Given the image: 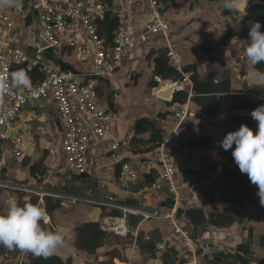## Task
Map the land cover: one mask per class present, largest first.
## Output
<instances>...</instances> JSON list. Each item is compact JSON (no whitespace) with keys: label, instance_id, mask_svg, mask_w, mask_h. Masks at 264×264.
<instances>
[{"label":"crops","instance_id":"0c3cea01","mask_svg":"<svg viewBox=\"0 0 264 264\" xmlns=\"http://www.w3.org/2000/svg\"><path fill=\"white\" fill-rule=\"evenodd\" d=\"M26 2L18 0V6L11 7L0 5V33L9 34L2 32L5 16L26 25ZM262 3L263 0H251L247 7ZM157 12L170 20L169 30L134 43L127 52L125 65L112 78L96 79L99 98L109 106L112 114V135L123 138L128 131L134 133L128 149L121 151L115 159L104 161L100 157L103 148L97 145L91 152L89 174L72 176L65 173L61 156L63 131L51 104L24 109L10 128L8 140L0 141V214L7 211L10 198L19 199V193L37 197L33 204L42 208L44 196L62 203L64 200L66 213L53 211L51 217L47 215L46 222H42V227L62 233L68 249L74 247L77 226L99 222L106 231L107 223L113 224L114 219L124 221L125 232L106 231L105 246L97 250V257L91 255L95 257L93 262L85 260L87 253H83L75 259V264H109V260L118 259L120 255L127 264H163L159 255L152 259L133 245L136 241L145 244L144 240L148 238L157 240L156 249L160 253L167 246L177 250L174 245L178 241L173 235V227L164 220L166 212L160 211L171 209L173 199L165 192L153 193L149 189L157 178L156 172L142 174L134 182L122 180L120 168L124 161L147 159L163 142H167L166 150L173 155L178 178L185 185V198L180 204L196 206L200 204V191L220 177L223 171H232L236 165L234 161H226L216 171L196 177L190 171L204 167L201 164V157L206 154L203 149L218 150L223 136L241 124L250 127L254 134L256 131L257 122L247 123L245 120L251 118L253 109L264 103V81L255 79V70L248 64L246 41L239 37L226 39L228 30H233L241 21L246 22V12L233 15L222 8V0H159ZM126 14L129 32L138 39L152 16L135 10ZM28 40H20L15 46L33 55L34 50L29 47ZM170 51L179 56L178 64L169 59ZM43 57L60 70L78 72L80 69L76 59H72L71 49H46ZM156 65L163 75L155 73ZM17 70H23L30 83L27 87H15L11 80L15 89L24 90L39 82L26 65H13L11 73ZM185 74L189 76L187 83L182 81ZM194 77L199 84L211 83V86L198 85L197 94L209 92L207 89L210 87L220 89L217 94L220 109L213 115L202 113V116L192 115L187 120L178 121L175 111L186 106L187 101L195 105L191 102L196 95L192 89ZM226 87L229 90H224ZM181 90L188 95L186 102H172L174 94ZM236 94L243 95L244 100H235L239 108L232 109ZM201 105L212 109L205 100ZM139 122L141 124L137 126ZM46 125L49 133L40 136L37 130ZM155 135L161 140L150 139ZM17 137L22 141L20 158L13 154ZM108 142L107 136L103 143ZM226 159L222 157L221 160ZM42 161L43 167H47L46 175L34 171L35 164ZM108 176H111L110 180H107ZM100 182L106 186L101 188ZM71 199H76L77 203L72 204ZM24 202L27 201L21 204ZM201 208L206 218L198 229L201 234L215 230L220 241L227 242L235 250L240 245L248 246L253 256L244 262L227 252L208 253L197 245L193 250L201 264H259L264 259V248L259 243V238L264 235V222L257 221L255 207L248 204L240 208L236 204L215 202ZM226 209L231 210L229 217L232 223L219 226L209 222L211 216ZM112 211L123 216L113 218L110 216ZM127 215H132L134 221L140 218V223L129 225ZM111 251L112 256L103 255ZM27 253L30 252L0 248V264H27ZM53 255L65 260L68 252L60 247ZM190 255L189 251H179L177 264H193Z\"/></svg>","mask_w":264,"mask_h":264},{"label":"built area","instance_id":"2783aa9c","mask_svg":"<svg viewBox=\"0 0 264 264\" xmlns=\"http://www.w3.org/2000/svg\"><path fill=\"white\" fill-rule=\"evenodd\" d=\"M29 1L31 8L37 12V22L42 37L49 44L48 49H71L80 69L72 72L54 68L44 59V50L29 55L21 47L15 46L20 40L29 39L32 27L3 17L2 32L9 34L0 33V141L8 140L10 128L24 109L51 104L63 131V170L72 176H83L89 174L91 152L95 146H102V160H113L121 151L128 149L134 139L133 131H128L123 138L112 135V114L109 106L99 98L96 79L112 78L125 65L127 52L134 43L148 36L165 34L171 22L158 14L159 0H113L111 7L103 0ZM80 4L82 7H79ZM128 8L152 16L138 39L131 36L127 26ZM108 11L117 14L120 19L111 46H106L104 39L97 34V24ZM168 57L178 64L180 58L176 53L170 51ZM18 64L38 70L43 74L42 80L24 90L15 89L11 82V68ZM188 79L187 74L183 75L184 83ZM192 115L202 116V112L189 109L186 105L174 113L178 121L187 120ZM37 131L44 136L49 133V127L46 125ZM107 136L109 142L104 144ZM21 142L18 137L14 142L13 154L16 158L21 157ZM166 143L163 142L150 159L124 161L120 168L121 179L134 182L142 174L156 172L157 178L149 189L153 193L165 192L173 199L171 209L160 211L166 212L164 220L173 227V235L178 241L174 245L176 251H189L193 264H201L193 250L197 245L208 253L227 252L236 257L235 249L227 242L220 241L214 233L216 231L193 239L188 230L176 225L174 215L176 207L185 198V185L180 183L178 169L173 155L166 150ZM110 179L111 176H108L107 180ZM99 186L104 188L106 184L100 182ZM70 202L76 204L77 200L71 199ZM60 204L64 206L65 201H60ZM106 231L121 234L125 232V223L114 219L113 224L107 223Z\"/></svg>","mask_w":264,"mask_h":264},{"label":"trees","instance_id":"16d2710c","mask_svg":"<svg viewBox=\"0 0 264 264\" xmlns=\"http://www.w3.org/2000/svg\"><path fill=\"white\" fill-rule=\"evenodd\" d=\"M108 6L113 5V0H103ZM27 6L25 9L28 12L26 17V25L31 26L33 23L34 18L36 17L35 14L37 13L31 8V3L29 0L26 2ZM129 7V6H128ZM131 10L128 8V11ZM126 19L128 17L126 16ZM258 21L261 24V31H264V0L262 4H255L247 7L246 9V22L241 21L239 24L233 29L228 30L226 33V39L230 40L233 37H239L241 39L248 38L249 26L251 22ZM120 24V19L117 14H114L112 11H108L104 14L102 20H100L97 24V34L98 37L104 39L106 46L112 45V40L114 36V32L117 30ZM247 43V41H246ZM72 59L75 60V54L72 52ZM25 66V65H24ZM257 70L264 71V63L258 64L255 66ZM36 77H38L39 81L42 80L43 74H41L38 70L32 69L31 70ZM155 73L159 75H163L162 72L158 70L156 65ZM198 85H208L211 86V83L208 84H199L197 79L194 77L192 79V89L194 93L198 91ZM209 92H200L199 94L191 98V102L195 105L189 103L187 101V106L189 109L200 111L205 115H213L214 113L218 112L220 109V105L217 102V94L219 93L218 87H210L207 89ZM224 90H229V87H226ZM201 95V96H199ZM204 97V98H203ZM188 98L187 93L184 91H179L174 94L172 102H179L181 104L185 103ZM205 100L206 105H212V109L207 108L206 106H202L201 102ZM235 100H244V96L236 94L233 96V106L232 109L239 108L237 104H235ZM248 104L247 102H245ZM264 104V103H262ZM247 123L256 122L252 118L245 120ZM141 122L137 124L139 126ZM138 133V130H137ZM156 133H159V130H156ZM156 136V135H155ZM152 136L150 139L160 141L161 137ZM157 150V149H156ZM206 154L201 157V164L204 167H201L199 170H191L190 172L195 175L196 177H202L205 173H211L216 171L220 166L221 163L226 161H234L231 155V150L224 151L222 148L211 152L212 150L203 149ZM153 156V155H152ZM151 156V157H152ZM151 157L147 158L150 159ZM222 157H226L227 159L221 160ZM145 160V159H144ZM43 161L36 164L34 166V171L36 173H40L41 175H46L47 167H43ZM257 188L253 185L250 180L248 179L246 174H242L237 165H235L232 171H223L220 177L212 181L210 184L205 186L199 193L200 195V204L196 206H184L181 204L176 207V212L174 215L175 223L177 226L188 230L191 234V237L194 239L201 234L199 227L201 224L206 220L204 212L201 207L219 202V203H229V204H236L240 208H244L246 205H252L256 209V219L259 222H264V206H261L259 203V198L256 195ZM19 201H27V202H37V197L34 196H25L23 194H18ZM43 208L46 210L48 217H51L53 211L59 210L61 213H66V209L60 204L59 201H55L48 196L43 197ZM231 210L226 209L223 213L213 215L209 218V222L212 224H216L219 226L228 225L232 223V218L229 217ZM110 216L113 218H121L123 215L118 211L110 212ZM183 218V220L181 219ZM126 218L129 220V225H136L140 223V218H135L132 215H127ZM50 226V225H49ZM52 228L49 227V230ZM215 231V230H212ZM207 232H211L210 230ZM75 243L73 249H67L68 257L63 260L59 256L51 255L48 258L43 257H36L31 253L26 254V262L27 264H75V259L78 258L83 253H87L89 255H95L97 257V250L105 246V240L107 237V233L103 230L100 226L99 222H91L85 223L75 228ZM145 244L139 243V241L133 245L137 246V250L140 253L144 252L147 254V257L152 259L159 257L163 264H177L178 259L177 255L178 252L171 246H167L165 251L160 253L156 249L157 240L153 238H148L144 240ZM139 243V244H138ZM260 246L264 248V235L259 238ZM121 246L125 247L124 244H120ZM117 251V250H114ZM236 257L241 261L248 262L247 259L239 256V254H250L248 250V246H238L236 248ZM105 256H112L111 252H104ZM109 264H127L126 260L122 258L120 255L118 259L109 260ZM259 264H264V259L259 261Z\"/></svg>","mask_w":264,"mask_h":264},{"label":"clouds","instance_id":"9594fccd","mask_svg":"<svg viewBox=\"0 0 264 264\" xmlns=\"http://www.w3.org/2000/svg\"><path fill=\"white\" fill-rule=\"evenodd\" d=\"M0 5L18 6V0H0ZM247 5L248 0H222V8L233 15L246 12ZM246 41L248 64L255 70V79L264 81V71L255 69L256 65L264 63V31H261L260 22L250 23ZM11 80L15 87H27L30 83L23 70L12 72ZM250 116L257 122L255 134L250 127L241 124L238 129L226 133L219 146L224 151L231 150L234 163L256 186L259 203L264 206V104L253 109ZM46 220V210L39 204H21L18 198H10L7 211L0 214V248L30 252L45 259L60 247L67 250L69 246L62 233L42 227Z\"/></svg>","mask_w":264,"mask_h":264},{"label":"water","instance_id":"95a60500","mask_svg":"<svg viewBox=\"0 0 264 264\" xmlns=\"http://www.w3.org/2000/svg\"><path fill=\"white\" fill-rule=\"evenodd\" d=\"M251 2V0H248V4ZM248 6V5H247ZM79 7H82L80 4ZM35 18L33 20L32 30L30 34V38L28 40V45L31 47L34 51H43L49 48V44L45 41V39L42 37L40 28L37 22V14H35ZM85 260L93 262L94 256H91L89 254H85ZM239 256H242L246 259H253V256L250 254H239Z\"/></svg>","mask_w":264,"mask_h":264},{"label":"rangeland","instance_id":"374dc122","mask_svg":"<svg viewBox=\"0 0 264 264\" xmlns=\"http://www.w3.org/2000/svg\"><path fill=\"white\" fill-rule=\"evenodd\" d=\"M36 165V164H35Z\"/></svg>","mask_w":264,"mask_h":264}]
</instances>
